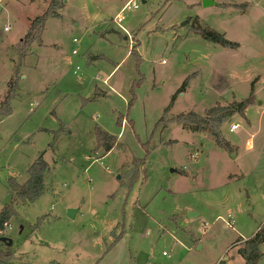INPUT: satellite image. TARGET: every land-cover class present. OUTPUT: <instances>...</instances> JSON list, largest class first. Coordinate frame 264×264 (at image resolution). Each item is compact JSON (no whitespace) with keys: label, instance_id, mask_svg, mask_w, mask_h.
Returning a JSON list of instances; mask_svg holds the SVG:
<instances>
[{"label":"rangeland","instance_id":"obj_1","mask_svg":"<svg viewBox=\"0 0 264 264\" xmlns=\"http://www.w3.org/2000/svg\"><path fill=\"white\" fill-rule=\"evenodd\" d=\"M127 1L59 0L19 61L13 45L50 0H0V106L20 64L0 115V209L10 178L27 181L41 153L50 168L45 193L16 203L1 236L16 264H243L237 239L264 226V0H134L117 22ZM251 90L221 126L232 151L160 122L168 107L204 115ZM97 126L117 137L109 152Z\"/></svg>","mask_w":264,"mask_h":264},{"label":"trees","instance_id":"obj_2","mask_svg":"<svg viewBox=\"0 0 264 264\" xmlns=\"http://www.w3.org/2000/svg\"><path fill=\"white\" fill-rule=\"evenodd\" d=\"M59 5V0H50L49 6L45 12L36 16L31 22L23 36V39L13 45V48L18 53L19 61H21L29 52L32 42L37 41L42 44V33L45 28V23L49 17L58 16L55 8ZM206 39L220 43L223 46H237L236 42L228 40L222 33L207 29L203 26H195ZM14 68L13 77L10 81V92L0 106V115H10L12 112V100L17 95V85L20 75V64ZM254 102L253 90L250 94L239 100H234L230 104H220L210 107L205 111L204 115L198 114L196 111H189L180 113L176 116L168 117L169 107L166 108L160 122L167 124L170 121H176L190 128L193 131H208L213 136L215 143L222 149H234L230 141L224 138L221 132V126L224 122L231 119L235 113H244L246 107ZM96 138L98 147L102 146L105 152H109L117 143V137L110 134L102 127L97 126ZM50 172L49 165L41 153L33 162L29 169V178L24 183H19L15 178L9 179V187L11 191V198L0 209V236L2 231L5 230L7 223L11 217L15 215L14 205L18 202L29 203L37 200L47 189L46 179ZM136 176L131 177V183L136 179ZM40 222V220H39ZM120 237V236H118ZM118 239V238H117ZM242 244L238 247L237 252L243 258L244 264H261L260 261L264 256L261 250V243L264 242V226L253 234V236L243 239L239 238ZM15 249L13 246H7L6 243L0 240V264H16L13 262L15 258ZM30 264V263H22ZM49 264H62L58 261H52Z\"/></svg>","mask_w":264,"mask_h":264},{"label":"built area","instance_id":"obj_3","mask_svg":"<svg viewBox=\"0 0 264 264\" xmlns=\"http://www.w3.org/2000/svg\"><path fill=\"white\" fill-rule=\"evenodd\" d=\"M137 7H138V4H137L134 0H128V1L123 5L122 10H121L120 13L118 14V16H117V22H120V21L123 19L122 14H123V12H124L125 10H127V9H135V8H137ZM5 29H7V27H6ZM73 41L76 42L77 39L74 38ZM73 53H74V54L77 53V50H76V49H73ZM238 127H239V124H238V123H233V124H231V126H230V130H234V129L238 128ZM229 225H231V223H229Z\"/></svg>","mask_w":264,"mask_h":264},{"label":"water","instance_id":"obj_4","mask_svg":"<svg viewBox=\"0 0 264 264\" xmlns=\"http://www.w3.org/2000/svg\"><path fill=\"white\" fill-rule=\"evenodd\" d=\"M214 2H215V0H203V5L208 6V5L213 4ZM74 212H75V210H73V209L68 210V213L70 216H73ZM0 240L2 242L6 243L7 246H11L13 244V239L9 236H6V235L0 236Z\"/></svg>","mask_w":264,"mask_h":264},{"label":"crops","instance_id":"obj_5","mask_svg":"<svg viewBox=\"0 0 264 264\" xmlns=\"http://www.w3.org/2000/svg\"><path fill=\"white\" fill-rule=\"evenodd\" d=\"M253 94H254V92H253ZM244 98H246V97H244ZM244 98H242V99H244ZM236 100V99H235ZM253 141H252V139L251 138H248V148H251L252 146H253V143H252ZM244 264V263H243Z\"/></svg>","mask_w":264,"mask_h":264}]
</instances>
